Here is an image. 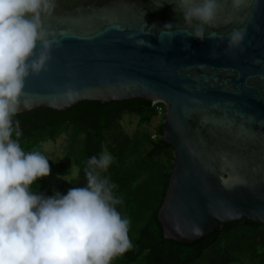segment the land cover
Returning a JSON list of instances; mask_svg holds the SVG:
<instances>
[{"label":"water","instance_id":"water-1","mask_svg":"<svg viewBox=\"0 0 264 264\" xmlns=\"http://www.w3.org/2000/svg\"><path fill=\"white\" fill-rule=\"evenodd\" d=\"M42 24L61 45L25 81L18 114L160 103L161 139L173 149L157 212L163 238L189 244L234 221L264 225V0H219L206 34L223 40L184 36L178 0H56ZM235 29L244 39L229 48Z\"/></svg>","mask_w":264,"mask_h":264},{"label":"clouds","instance_id":"clouds-1","mask_svg":"<svg viewBox=\"0 0 264 264\" xmlns=\"http://www.w3.org/2000/svg\"><path fill=\"white\" fill-rule=\"evenodd\" d=\"M55 6L56 0H0V264H111L133 247L130 221L116 207L123 204L117 185L101 175L113 157L107 151L91 156L82 186L49 197L32 190L35 181L50 174L48 158L19 143L23 133L14 117L21 110L25 81L45 71L53 46L61 45L42 24ZM178 7L184 36L200 42L224 39L214 31L206 34V27L215 24L219 0H178ZM172 28L165 24L162 29ZM244 34L243 29L229 33L228 47L239 46ZM167 35L171 40L174 33Z\"/></svg>","mask_w":264,"mask_h":264},{"label":"trees","instance_id":"trees-1","mask_svg":"<svg viewBox=\"0 0 264 264\" xmlns=\"http://www.w3.org/2000/svg\"><path fill=\"white\" fill-rule=\"evenodd\" d=\"M124 115L137 118L131 135L120 130ZM14 119L20 121L23 134L19 143L25 151L44 154V143L61 135L67 138L60 160L53 162L44 154L51 171L34 182L32 190L39 194L50 197L82 186L88 158L104 151L113 157L101 175L117 185L115 194L122 197L123 204L116 207L130 221L128 235L133 247L111 264H264V225L248 220L224 224L189 244L163 238L157 212L167 187L173 149L161 139V122L149 129L156 119L151 102L82 101L61 112L33 109Z\"/></svg>","mask_w":264,"mask_h":264},{"label":"rangeland","instance_id":"rangeland-1","mask_svg":"<svg viewBox=\"0 0 264 264\" xmlns=\"http://www.w3.org/2000/svg\"><path fill=\"white\" fill-rule=\"evenodd\" d=\"M162 119L158 118L153 121V124L149 126V129H152L154 124L157 122L162 123ZM137 118L134 116L124 115L122 120L119 122L120 130L127 135H131L136 128ZM66 136L61 135L54 142H46L43 144L44 154L53 162H56L61 159L63 155V150L66 145ZM72 175H75V171H73Z\"/></svg>","mask_w":264,"mask_h":264},{"label":"built area","instance_id":"built-area-1","mask_svg":"<svg viewBox=\"0 0 264 264\" xmlns=\"http://www.w3.org/2000/svg\"><path fill=\"white\" fill-rule=\"evenodd\" d=\"M152 105H154L155 118L156 119H158V118L162 119L164 117V114H165L164 106L162 104H160V103H155V104H152Z\"/></svg>","mask_w":264,"mask_h":264}]
</instances>
